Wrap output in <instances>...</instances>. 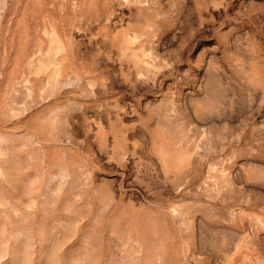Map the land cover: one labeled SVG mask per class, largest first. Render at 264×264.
Returning a JSON list of instances; mask_svg holds the SVG:
<instances>
[{"label": "rangeland", "instance_id": "374dc122", "mask_svg": "<svg viewBox=\"0 0 264 264\" xmlns=\"http://www.w3.org/2000/svg\"><path fill=\"white\" fill-rule=\"evenodd\" d=\"M0 264H264V0H0Z\"/></svg>", "mask_w": 264, "mask_h": 264}]
</instances>
